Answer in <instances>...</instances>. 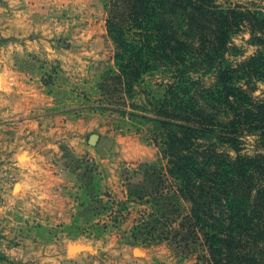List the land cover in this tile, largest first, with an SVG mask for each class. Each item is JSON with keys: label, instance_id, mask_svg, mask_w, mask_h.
Wrapping results in <instances>:
<instances>
[{"label": "rangeland", "instance_id": "rangeland-1", "mask_svg": "<svg viewBox=\"0 0 264 264\" xmlns=\"http://www.w3.org/2000/svg\"><path fill=\"white\" fill-rule=\"evenodd\" d=\"M218 2L264 11L255 0ZM248 40L246 31L233 37L242 55L229 60L261 50ZM113 55L101 0H0V264H197L166 241L130 238L134 222L156 212L128 200L127 176L138 182L140 164L164 161L127 117L98 108ZM255 87L264 100V83ZM255 139L244 140L241 154H254ZM24 187L32 197L45 187L46 203L11 201Z\"/></svg>", "mask_w": 264, "mask_h": 264}, {"label": "trees", "instance_id": "trees-1", "mask_svg": "<svg viewBox=\"0 0 264 264\" xmlns=\"http://www.w3.org/2000/svg\"><path fill=\"white\" fill-rule=\"evenodd\" d=\"M101 1L115 69L98 83V108L127 117L164 161L140 164L138 182L127 176L128 200L156 212L135 221L130 238L166 241L197 264H264V100L252 95L264 83V11L218 0ZM242 31L261 50L233 63ZM247 137L256 138L253 155L241 154Z\"/></svg>", "mask_w": 264, "mask_h": 264}, {"label": "crops", "instance_id": "crops-1", "mask_svg": "<svg viewBox=\"0 0 264 264\" xmlns=\"http://www.w3.org/2000/svg\"><path fill=\"white\" fill-rule=\"evenodd\" d=\"M6 100L3 98V95L0 93V108L3 106V102H5ZM6 103V102H5ZM44 189L45 187H38V191L37 193H40L39 195L36 194L34 197L30 196L27 194V187H24V189L22 190L23 192H19L18 196L17 195H13L11 197V201H15L17 204H21V205H28L29 203H36V204H44L46 203V201H44L45 197H41L42 192H39L40 189ZM21 189V187H20ZM3 209V207H0V212ZM2 248L4 247V244H2ZM7 249V248H6ZM20 250V255L19 252L16 251V254H18L19 256H23L26 257V255L24 254L23 250H27V248L21 243H20V247L18 248ZM13 249H9V251H11V253ZM29 262V260H27ZM43 262V261H42ZM42 262H36L34 264H42Z\"/></svg>", "mask_w": 264, "mask_h": 264}, {"label": "water", "instance_id": "water-1", "mask_svg": "<svg viewBox=\"0 0 264 264\" xmlns=\"http://www.w3.org/2000/svg\"><path fill=\"white\" fill-rule=\"evenodd\" d=\"M89 141H90V143H94L96 141V137L95 136H91L89 138Z\"/></svg>", "mask_w": 264, "mask_h": 264}]
</instances>
